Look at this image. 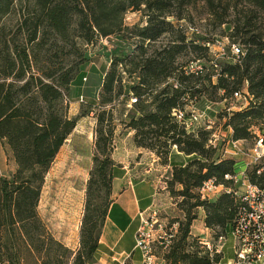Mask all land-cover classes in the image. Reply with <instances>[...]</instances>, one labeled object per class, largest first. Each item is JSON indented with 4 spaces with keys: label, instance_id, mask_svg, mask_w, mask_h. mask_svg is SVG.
I'll return each mask as SVG.
<instances>
[{
    "label": "trees",
    "instance_id": "16d2710c",
    "mask_svg": "<svg viewBox=\"0 0 264 264\" xmlns=\"http://www.w3.org/2000/svg\"><path fill=\"white\" fill-rule=\"evenodd\" d=\"M202 1L212 25H228L223 36L242 45L244 55L221 61L208 45L216 38L189 37L179 21L192 20L191 9L198 0H0V141L17 164L11 178L0 173V264H93L98 260L116 165L107 144L113 140L112 116L107 135L100 128L97 140L81 247L74 251L56 239L37 207L47 172L84 115L69 114L73 83L81 65L90 60L84 46L116 34L136 37L137 47L111 57L96 106L134 95L137 101L128 126L135 131V145L172 167L166 182L170 194L180 199L184 217L170 223L177 229L162 239V259L165 264H211L219 259L218 255L212 259L202 237L192 233V225L201 208L214 239L229 235L243 203L238 194L242 183L226 175L235 176L238 163L224 157L221 145L211 144V131L187 132L172 112L191 102L198 105L203 98L228 102L236 92L247 91L249 104L242 109L230 110L228 103L222 112H208L215 123L223 117L233 140L255 141V129L264 131V0ZM129 11H141L147 25L128 26ZM5 20L12 22L11 28ZM190 53L206 62L202 73L185 71L187 63L181 57ZM125 75L129 84L124 83ZM171 79L179 86L174 87ZM105 113L103 109L98 114L100 123ZM179 156L185 161L176 160ZM246 175L264 189V161L247 168ZM210 179L230 190L215 200L203 199L199 190ZM103 189L105 203H94Z\"/></svg>",
    "mask_w": 264,
    "mask_h": 264
},
{
    "label": "rangeland",
    "instance_id": "374dc122",
    "mask_svg": "<svg viewBox=\"0 0 264 264\" xmlns=\"http://www.w3.org/2000/svg\"><path fill=\"white\" fill-rule=\"evenodd\" d=\"M191 21L180 20L179 24L183 25L189 37L199 39L201 37H214L222 39L223 32L228 30V25L221 27H214L212 25V17L208 13V9L202 0H198L196 5L191 9ZM176 21L175 19H171ZM177 22V21H176ZM125 23L128 26L147 25L146 17L141 11H129L125 17ZM4 24L11 28L12 22L5 20ZM137 38L127 36V34H116L108 38L99 40L94 45L84 46L87 56L90 60L81 65V71L78 79L73 83L71 96L69 98V114L71 117L80 116L77 121L76 128L66 139V142L61 147L54 162L47 172L45 182L41 191L39 204L37 207L38 214L47 226L49 232L67 247L72 250L79 249L80 234L83 226V220L86 215V204L88 200V183L90 179V172L94 166V156L97 154V140L100 137V128H103L104 134L107 135L110 127L108 124V117H113V140L108 142V149H112L111 156H114L116 150L121 149L127 155V158L133 165L139 162L143 170L152 169L148 176L159 179L158 196L153 208L143 216L142 227H148L153 234V247L158 257V263H161L163 250L161 248L162 239L159 235H165L168 238V233L173 232L177 227H169L170 223H174L177 219L184 217L183 212L178 206V197H174L168 190L167 180L170 179L172 167L165 165L161 159L152 151L139 148L134 143L135 131L128 126L130 116L133 114L132 99L134 95L120 96L119 99L105 107L96 106L98 103L97 96L99 92V84L102 83V72L106 69L108 62L114 55H126L132 52L137 47ZM160 45V42L157 44ZM213 56L219 55L220 47H213ZM227 54H230L229 49H226ZM196 54L190 53L183 55L181 61L188 63L196 59ZM230 61L229 58H221V61ZM206 63V62H205ZM87 72V73H86ZM86 74V76H85ZM130 78L125 75L124 83L129 84ZM216 80V79H215ZM211 95L212 90L208 91ZM82 93V94H81ZM215 102H208L206 98L198 102V107L205 110H214L215 112H222L228 103L241 104L243 100H237L235 97L229 99L228 102L221 101L218 98ZM92 103L93 105H89ZM208 107V108H207ZM105 109L104 120L102 123L98 120V114ZM232 110H238L236 108ZM208 117L215 121L213 116L207 113ZM221 117V116H220ZM223 118V117H222ZM222 118L216 119L218 123L214 124V130L221 136V143L226 146L227 136L223 134L226 131V126ZM256 133L264 135V131L260 132L255 129ZM256 140H245L241 142L243 150L248 152L255 145ZM142 151V153H139ZM230 155V154H229ZM234 155V154H233ZM232 155V156H233ZM234 157H236L234 155ZM237 157L248 161V157L244 153L237 154ZM264 161V158L263 160ZM17 168V164L11 151L0 142V173L3 176L10 177ZM249 166L248 169H251ZM105 190H101L102 195L94 198V203H105ZM243 192V190L241 191ZM198 218L204 214V210L197 209ZM197 231V230H196ZM203 237V235H196ZM79 243V247L73 246ZM164 261V260H163ZM97 262V261H96ZM94 262L93 264H95ZM165 262V261H164Z\"/></svg>",
    "mask_w": 264,
    "mask_h": 264
},
{
    "label": "built area",
    "instance_id": "2783aa9c",
    "mask_svg": "<svg viewBox=\"0 0 264 264\" xmlns=\"http://www.w3.org/2000/svg\"><path fill=\"white\" fill-rule=\"evenodd\" d=\"M211 53L213 47H220L219 55H214L215 59L221 58H239L245 54L244 48L239 43H232L228 37L222 39H215L214 42L208 43ZM226 49H229L230 54H227ZM206 63L201 59H193L185 66L187 73L199 74L205 70ZM171 82L178 87L179 83L175 79ZM234 97L237 100H243V104H232L230 110L234 107L242 109L249 104L247 91L236 92ZM137 99H132V103H136ZM208 109H201L194 103H189L185 108H175L172 112L175 120L187 131L197 132L201 129L211 131V144L214 146H222L223 154L244 153L249 159L247 168L262 162L264 158V135L258 133L255 145L248 152L244 151L241 140H233L228 137L226 131L223 132L227 136L222 139L226 142V146L221 143V133L214 130L215 121L208 117ZM229 130V129H226ZM1 142V141H0ZM175 150L178 147L173 146ZM226 179H233L235 183L241 182L243 192L239 195L242 198V207L238 212L236 223L231 230L229 236L218 237L217 239L202 237L201 242L205 249L209 252L212 259L216 255L219 256L218 260H212L211 264H264V189L256 184L251 183L244 171L241 178L238 173L235 176L226 175ZM223 184H217L213 179L207 180L200 188V194L203 199L215 200L222 192L229 191ZM165 235H159L160 239H165ZM230 240V249L232 256L227 255L225 249L226 243ZM153 234L148 227H140L137 232V247L140 249L143 259V264H159L158 257L153 248ZM124 264H130L124 262Z\"/></svg>",
    "mask_w": 264,
    "mask_h": 264
},
{
    "label": "crops",
    "instance_id": "0c3cea01",
    "mask_svg": "<svg viewBox=\"0 0 264 264\" xmlns=\"http://www.w3.org/2000/svg\"><path fill=\"white\" fill-rule=\"evenodd\" d=\"M109 65L108 62L106 69L102 72V78ZM98 88L100 90L101 83ZM243 103L242 101L241 104ZM226 134L231 137L232 129L226 130ZM235 156L232 154L224 155L226 158H233L237 161V173L238 177L241 178L247 169V163L243 158ZM113 159L116 161V165L113 169L112 203L100 237V243L104 248L100 251L95 264H124V262L143 264L141 251L137 247V232L141 227L143 216L155 205L156 197L159 194V179L148 176L152 169L143 170L138 167L139 162L133 165L122 148H118L114 152ZM176 160L185 161V157L179 156ZM242 190L243 186L239 187L238 193L240 194ZM204 216L205 214H202L200 218L194 221L192 233L203 235V238H211L212 232L205 226ZM76 247H79L77 242L73 248ZM225 249L228 252L227 255L232 256L229 239ZM160 264H165V262L161 260Z\"/></svg>",
    "mask_w": 264,
    "mask_h": 264
}]
</instances>
